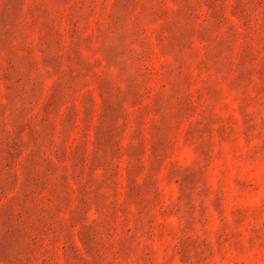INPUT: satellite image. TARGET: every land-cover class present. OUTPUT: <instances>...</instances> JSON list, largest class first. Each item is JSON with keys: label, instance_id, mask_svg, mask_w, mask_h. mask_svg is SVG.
Returning <instances> with one entry per match:
<instances>
[{"label": "rangeland", "instance_id": "rangeland-1", "mask_svg": "<svg viewBox=\"0 0 264 264\" xmlns=\"http://www.w3.org/2000/svg\"><path fill=\"white\" fill-rule=\"evenodd\" d=\"M0 264H264V0H0Z\"/></svg>", "mask_w": 264, "mask_h": 264}]
</instances>
